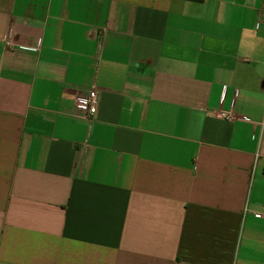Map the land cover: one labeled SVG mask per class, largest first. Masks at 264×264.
I'll use <instances>...</instances> for the list:
<instances>
[{
	"label": "crops",
	"instance_id": "0c3cea01",
	"mask_svg": "<svg viewBox=\"0 0 264 264\" xmlns=\"http://www.w3.org/2000/svg\"><path fill=\"white\" fill-rule=\"evenodd\" d=\"M256 213L264 0H0V264H264Z\"/></svg>",
	"mask_w": 264,
	"mask_h": 264
},
{
	"label": "built area",
	"instance_id": "2783aa9c",
	"mask_svg": "<svg viewBox=\"0 0 264 264\" xmlns=\"http://www.w3.org/2000/svg\"><path fill=\"white\" fill-rule=\"evenodd\" d=\"M98 92L95 88L89 89L85 95L77 97L73 102V113L84 119L91 120L95 115L98 107ZM219 119L230 121L231 114L217 111L215 112ZM255 217L264 219V213H256Z\"/></svg>",
	"mask_w": 264,
	"mask_h": 264
}]
</instances>
